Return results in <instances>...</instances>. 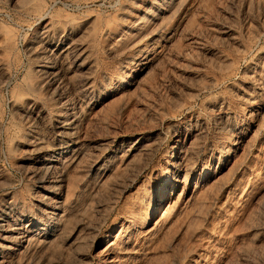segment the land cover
Masks as SVG:
<instances>
[{"label":"rangeland","instance_id":"rangeland-1","mask_svg":"<svg viewBox=\"0 0 264 264\" xmlns=\"http://www.w3.org/2000/svg\"><path fill=\"white\" fill-rule=\"evenodd\" d=\"M136 1L0 0V214L9 203L20 214L36 213L48 186L37 174L45 155L33 149L40 136L51 144L64 96L35 74L40 43L69 37L85 45L93 82L85 98L93 106L77 133L86 154L65 172V183L71 179L79 211L72 236L96 238L36 257L17 247L6 257L13 264H264V0H187L177 16L165 14L161 33L142 39L156 25L143 18L136 35L138 16L150 7ZM83 74H68L70 85L81 84ZM134 140L139 148L132 150ZM177 156L187 176L173 173ZM103 161L112 171L98 172L97 184L92 171ZM167 185L172 190L163 193ZM168 206L175 207L170 228L146 236ZM123 230L127 253L105 257V245Z\"/></svg>","mask_w":264,"mask_h":264},{"label":"bare ground","instance_id":"bare-ground-1","mask_svg":"<svg viewBox=\"0 0 264 264\" xmlns=\"http://www.w3.org/2000/svg\"><path fill=\"white\" fill-rule=\"evenodd\" d=\"M134 1H136V0H125V3H126L125 5H127V6H129L130 4L132 5V3H134ZM171 1L172 0H149V2H150L149 10L143 11L144 17L139 18V16H138V22L135 26L136 35H140V32H141L143 26H145V24H143V18H146L145 19L146 21L148 19L150 22L154 23V25H156V28L148 31L147 33L144 32V34H141V39L144 37H150V36L155 35L157 33H161V31L163 30V28L165 26V24H164L165 18H163L165 16V14L167 16L172 11L171 15L168 17H171V16L175 17L180 13L181 9L184 8L186 2H189L187 0H177V4L174 5L175 7H173L171 5L172 6L171 8L168 6V8L165 9V5ZM139 3H140V1H139ZM173 3H171V4H173ZM126 8L127 7H125V9ZM122 10H124V9H122ZM125 13H126V15H128L126 11H125ZM181 14H182V12H181ZM122 15H125V14H122ZM120 17L122 18V16H120ZM161 17H162V20H160ZM134 18H136L135 20H137L136 16ZM133 28L134 27H132L131 29H133ZM49 30H50V28L48 26V28L44 31L45 32L44 34H46ZM132 31H134V30H132ZM41 34H40V37H41ZM129 34H131V33H129ZM44 38H46V37H44ZM51 40L46 38L44 41H42V43H40L41 45H40L39 51H40V54L42 55V58H39L40 54L38 55V58L40 60L41 59L42 60L36 66L35 74H37L38 75L37 77H39L42 80V82H40V83H42V86L49 88L50 91H52L53 93L59 92L62 96H64L62 99L63 103H60L64 106L63 107L64 111L57 116V119H55L56 120L55 121L56 122L55 123V131H54V134H52L53 137L51 140L52 141L51 144L46 145L44 143L45 138H43V137L41 138V136H40L38 138L40 140V142L33 149V154L36 157L40 156L41 154L45 155V156L43 155L44 157L41 158L42 161L39 162V167H37V174L39 173L38 174L39 175L38 176L39 183L41 185L42 184H48V186H46V185L42 186V187H45V188H43L44 195H42L41 198H39L37 200V206H36L35 212L44 216L43 220L47 219V221H45L44 223H39L36 219V217H37L36 213L26 212V211H25V213H23V211H22V214H20V209H21L20 206L16 205V204L9 203V205L5 208L4 212H2V214H0V243H1V245H0V264H13L8 260L9 257L7 258L6 255L7 254L11 255V254L15 253L17 251V247H22L23 250H25V252L28 254V255L26 254L27 256L30 255L32 257V255H33V257H36V256H39V255H42L43 253H45L44 250L50 251L51 249L59 248L60 246L63 245V243L64 244H72L75 241L76 244H79V245L82 243L88 244V243L94 242V240L96 238V236L90 237L89 234H88V237H86V236L84 237V235L87 233H85L83 235V237H81V235L79 236L78 234L75 237H74V235L72 236V232L75 229L76 225L78 224L79 211L74 209L75 200L72 199V197H71V195L74 194V192L72 194L70 193L72 185L69 188L70 190L67 188V186L69 187L68 183L71 182V181L69 182V180H71V179H69L68 182L65 183L67 180L65 177V172H67L68 170L73 172L76 169L75 167L78 164L79 159L86 154V152H85L86 147L84 146L85 144L81 143L82 141H79V135L77 137V133H78V127H79L80 123L82 122V120H84L86 113H88V111L93 106L92 103H89L88 101L86 102V100H85V98L89 94H91V92L93 91L92 90L93 89L92 88L93 82L91 81V77H92L91 67H92V65L90 64V62L88 60L89 57L87 59V55H86L87 51H85L86 50L84 48L85 45H84V47L81 45L82 43L76 44L77 41H72L69 39V37H64V39L62 38L58 41L56 40V42H53ZM148 61L149 60H147V62ZM75 71H81L84 73L82 75L83 81L81 82V84H79L76 87L71 86L69 81H68V78H69L68 74L74 73ZM263 74L264 73H262V75ZM259 79H261V78H259ZM101 87H102V85H101ZM63 91H67L66 93L68 94V96H66L64 94L65 92H63ZM67 101H69L71 103V105L69 104L70 106H67L68 105L66 103ZM62 105H61V107H62ZM33 107L34 106H32V109H34ZM19 110H21V109H19ZM26 111L24 112L25 114H26ZM30 111H31V109H30ZM37 111H39V110H37ZM37 111H36V113H37ZM28 113H29V110H28ZM33 114H35V113H33ZM30 115H28V116H30ZM38 116H40V115H38ZM34 118H35V115H34ZM32 133H36V131L32 132ZM137 141L138 140H134L131 143L132 145L131 146L129 145L132 150L139 148ZM130 147H129V150H131ZM49 149H51V150H49ZM56 151L59 153H56ZM55 153L57 155L61 154V155L65 156L63 164H58L56 157H54ZM180 156L176 157L173 173L178 174L180 172H184V173L187 172L186 171L187 166L185 164L184 157L183 156L180 157ZM85 157H88V156H85ZM120 158H121V156H120ZM103 162L104 163L103 164L101 163L102 165L99 164V167L98 168L96 167V169H94L95 165L94 166L92 165L94 167L93 168L94 172L92 171V176H91L92 179H94L98 175H100V174H98V172L99 173L100 172L105 173V171L108 170L107 166L105 165V161H103ZM190 170H191V168H190ZM108 171L111 173L112 170H108ZM109 172H108V175H109ZM188 172L190 173V171H188ZM68 174H70V173H68ZM88 176H86V177H88ZM186 176H187V174H186ZM99 179L102 180V178L100 176H99ZM104 179H106V178H104ZM101 180L97 181V179H96V181H95V179H94V181L97 182V184H100ZM82 181H84V180H82ZM64 183H65V185H64ZM73 183H74V181L72 182V184ZM83 184H86V183L83 182ZM96 186L98 187L99 185H96ZM42 187H40V188H42ZM94 188H95V186H94ZM167 188H170V186L167 185L165 187V190L163 193H165L168 190ZM170 190H172V188H170ZM94 192H96V189L94 190ZM171 192L172 191H170V193ZM170 206H172V205H170ZM171 208L175 209V207H171ZM171 208L168 206L167 211H165V214L163 215V217L160 220L155 221L153 226L150 229H148V230L146 229L147 231L145 230L146 236H149L152 234L156 235L155 233H158V232L160 233V232L165 231L168 228H170V226L172 224V217H173L172 215L174 214V210ZM126 212H128V211H126ZM20 215H21V217H20ZM128 215L126 217L129 218V220H131V223H133V224L135 223V225L137 223V226H138L139 220L137 221L135 214L129 213ZM149 216H150V214H149ZM103 217H105V216H103ZM107 217H105L103 221H101V219H100L101 222L97 221L98 223L95 224L96 226L93 228V230L96 231L97 235H98V233H101V231L105 227L103 225L105 224V220ZM148 217L145 216L144 221H143V225L146 222V220L148 219ZM40 219H41V217H40ZM9 220H10V224L8 222ZM116 221L117 220H116V215H115V217L113 218V220L109 224V227L107 228V230H104L105 231L104 237L107 238V236L109 235V232L111 231V228L114 227ZM37 222H38V224H37ZM128 224H130V223L128 222ZM80 225H82V224H80ZM90 225H92V224H90ZM35 227L36 228L38 227V230H37V231H39L38 233H36V232L34 233ZM84 227L87 230L88 227H86V226H84ZM93 230H91V231H93ZM80 231H82V230H80ZM91 231H90V233H93ZM79 232H78V230L76 231V233H79ZM94 235H96V234H94ZM128 235L125 234V232L123 230V232L120 234L118 240L112 241V242L108 241L109 243L105 245V248L102 250V254L105 257H110L111 255H115L116 253H119L121 255L126 254L128 251L127 250L128 248H126L128 241H129ZM115 238H117V237H115ZM149 238H151V236ZM145 239H147V238H145ZM66 246L67 245H65V247ZM67 247H69V246H67ZM72 247H74V246H72ZM67 249H69V248H67ZM72 251H73V249H72ZM132 251H134V250H132ZM77 252L79 253L80 251H77ZM129 254H127V255H129ZM46 255L49 256V254H46ZM81 255H79V256L81 257ZM48 256L44 255L45 258ZM120 258H118V259H120ZM38 259H39V257H37V259H35V261ZM40 259H41V257H40ZM117 260H116V263H117ZM11 261H12V259H11ZM45 261L47 262V260H45ZM44 263H43V261L40 262V264H44Z\"/></svg>","mask_w":264,"mask_h":264}]
</instances>
